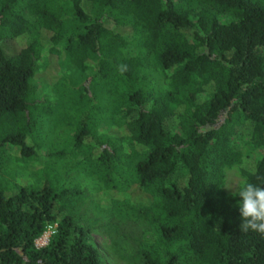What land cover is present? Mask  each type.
<instances>
[{
  "label": "trees",
  "instance_id": "trees-1",
  "mask_svg": "<svg viewBox=\"0 0 264 264\" xmlns=\"http://www.w3.org/2000/svg\"><path fill=\"white\" fill-rule=\"evenodd\" d=\"M59 54L88 76L63 78ZM41 67L53 107L36 97ZM41 142L39 183L0 181V264H105L86 199L143 223L122 236L130 264H264V236L239 230L238 189L223 190L231 166L264 187V0H0V171ZM242 144L259 153L250 166ZM68 154L103 202L63 182Z\"/></svg>",
  "mask_w": 264,
  "mask_h": 264
},
{
  "label": "rangeland",
  "instance_id": "rangeland-1",
  "mask_svg": "<svg viewBox=\"0 0 264 264\" xmlns=\"http://www.w3.org/2000/svg\"><path fill=\"white\" fill-rule=\"evenodd\" d=\"M59 61L61 62L59 65L60 73L63 78L69 79L70 77V80H72L74 83H78L79 79L83 80L88 76V72L90 71L89 67H85L77 73H74V71L69 68L65 62H63L62 54H59ZM52 70L54 69L52 68ZM44 75V68L41 67L36 73V97L41 102L53 107V105L56 103V99L59 97L58 92L55 91L52 86L40 82L42 81ZM86 85H88V83H86ZM49 125L51 129V135L54 137L52 138L53 141H61L62 137H65L70 133L67 127L62 126L57 121H53ZM48 146L49 144L46 145L45 142H41V146L37 150V156L34 158L25 159L23 162H16L12 161V159H6L4 168L5 170L3 169L0 171V181H3L4 184L10 188L15 186L13 185L14 183L18 185L20 183L26 182L39 183L34 172L40 165L46 162L47 152L49 151ZM240 152L244 157V165L246 164L247 166L252 165L253 160L259 156V153L256 149L246 144L241 145ZM76 158L80 159L81 156L78 155ZM76 158L70 156V154L66 156V160L69 162L67 166H70V170L68 171V175L65 176L66 178H64L63 182L67 183V185L69 183V185H73L81 191H85L88 196L97 199L99 202H103L105 197H107V193L103 190H100L99 184L93 176H85L81 168H86L84 165L81 164L82 166L80 167H74V163L77 160ZM240 181L241 177L239 175L237 166L224 168L223 190L226 193L229 194L231 191L234 193L237 190V186ZM225 187H230L231 191ZM132 195L134 196L135 194ZM135 196L137 197L138 194ZM79 206L80 208H84L85 212L83 214L85 216H90L92 218L96 217L97 219L92 231L90 232V237L104 263L130 264L131 258L129 255L131 246L130 243L128 241L126 242V239H123L122 236H124L127 232H130L133 237H136V235L139 234L143 228V223L141 221H130L113 217L111 213L97 209L88 199H86L84 203L80 204ZM34 243L36 246L42 245H39L40 243L38 238Z\"/></svg>",
  "mask_w": 264,
  "mask_h": 264
},
{
  "label": "clouds",
  "instance_id": "clouds-1",
  "mask_svg": "<svg viewBox=\"0 0 264 264\" xmlns=\"http://www.w3.org/2000/svg\"><path fill=\"white\" fill-rule=\"evenodd\" d=\"M118 70L124 73L127 66L120 65ZM225 188L231 191L230 187ZM237 189L236 197H239L237 207L241 221L239 230L243 233L252 231L264 236V187L246 182L238 185Z\"/></svg>",
  "mask_w": 264,
  "mask_h": 264
},
{
  "label": "built area",
  "instance_id": "built-area-1",
  "mask_svg": "<svg viewBox=\"0 0 264 264\" xmlns=\"http://www.w3.org/2000/svg\"><path fill=\"white\" fill-rule=\"evenodd\" d=\"M54 227L55 225H47L44 229V231L41 233V235L38 237L39 240V245L43 246V244L45 245L47 243V240L49 238V236L54 232ZM36 240V239H35ZM35 242V241H34ZM36 246V245H35ZM39 247V246H37Z\"/></svg>",
  "mask_w": 264,
  "mask_h": 264
}]
</instances>
